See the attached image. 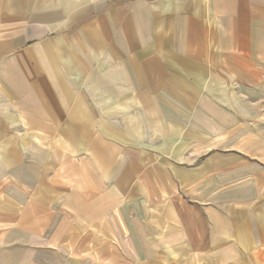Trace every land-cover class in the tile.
Instances as JSON below:
<instances>
[{"label":"crops","instance_id":"crops-1","mask_svg":"<svg viewBox=\"0 0 264 264\" xmlns=\"http://www.w3.org/2000/svg\"><path fill=\"white\" fill-rule=\"evenodd\" d=\"M0 264H264V0H0Z\"/></svg>","mask_w":264,"mask_h":264}]
</instances>
